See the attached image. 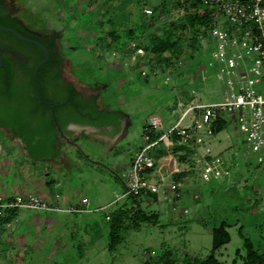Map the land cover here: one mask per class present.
<instances>
[{
	"label": "rangeland",
	"instance_id": "obj_1",
	"mask_svg": "<svg viewBox=\"0 0 264 264\" xmlns=\"http://www.w3.org/2000/svg\"><path fill=\"white\" fill-rule=\"evenodd\" d=\"M162 5L166 12L159 14L160 27L178 20L175 0H15L16 16H22L32 29L55 37L54 45L64 60L66 75L73 78L68 72V68L73 70L71 61L76 73L90 75L88 83H83L87 87L81 85V91L93 97L102 93L99 107L116 109L119 125H106L92 133L75 130L69 138L78 147L66 143L61 146L64 152L59 154L60 161L49 160L54 169L63 168L57 171L41 161L29 160L19 140L0 131V198L7 199L3 193L37 195L63 207L69 206L67 200L76 206L86 199L91 210L85 214L21 210L23 219L11 224L17 232L8 234L4 241L6 246L16 248L5 252L0 246V264H164L165 255L176 264H186V260H205L211 254L212 230L223 221L231 225V242L217 254L221 264H247L248 252L240 227L255 248L264 252V162L259 163V155L248 148L238 115L228 118L226 129L211 140L215 154L228 163L239 164L232 169L235 184L231 192L232 186L195 178L186 183L179 200L165 192H161L159 201L122 199L131 162L146 146V122L158 116L169 128L181 117L180 103L197 99L209 104L224 97V84L209 68L211 54L216 50L213 39L204 45L208 54L204 52L199 57L194 52L193 57L199 60L186 62L188 74L169 83L164 76L155 79L140 75L139 68H150L145 57L137 58L138 66L131 65L134 54H129L128 47L138 43L145 48L150 39H130L128 32H137L141 18L148 17L145 9H161ZM97 20L112 21L105 28L115 30L116 40L110 48L101 49L109 39L98 42L97 48L90 41ZM117 44H124L125 48L113 56ZM98 55H102L101 60ZM120 65L122 73L116 69ZM157 65L161 73L165 71L162 63ZM127 124V136L114 146ZM103 140H108V144ZM175 148L174 140L168 139L152 150L155 172L166 175L172 170V161L177 157ZM34 151L44 152L37 146ZM146 177L151 178L149 173ZM55 195L59 202H53ZM138 204L155 218L134 223L126 219L121 243L110 250L106 215L120 208L130 214ZM46 222L51 229L44 228Z\"/></svg>",
	"mask_w": 264,
	"mask_h": 264
},
{
	"label": "built area",
	"instance_id": "obj_2",
	"mask_svg": "<svg viewBox=\"0 0 264 264\" xmlns=\"http://www.w3.org/2000/svg\"><path fill=\"white\" fill-rule=\"evenodd\" d=\"M190 0H175L178 18L186 13ZM196 1V0H194ZM203 11L210 16V23L201 26L198 35L204 45L210 40L216 43L212 52L213 61L209 68L225 86L223 100L204 104L197 99L189 104L180 103V119L166 128L158 117H151L144 127L146 146L132 160L125 176L126 194L122 197L160 200L161 192L170 193L174 200L182 198L187 176L204 182L216 180L221 185L233 186V168L238 163H228L221 155L215 154L211 140L218 134L216 126L223 120L238 115L240 130L246 136L248 148L259 155V163L264 162V0H197ZM145 15L152 16V9H145ZM132 66H138L137 58L146 56L145 49L138 43L128 47ZM119 51H114L113 56ZM204 52L208 54L207 50ZM183 59L169 66L164 72L155 67L149 71L139 68L144 78L164 76L165 82L176 80L174 69L183 65ZM176 136L178 144L184 146L187 160L172 161V170L166 175L155 172L156 161L152 150L168 139ZM185 154V153H183ZM185 165L180 168L179 165ZM150 174L151 178L146 175ZM155 179V180H154ZM12 209L40 211L44 213L85 214L90 213V203L83 199L74 206L63 207L50 204L37 195H16L10 199L0 198V220ZM187 211H185L186 213ZM110 217H107L109 220Z\"/></svg>",
	"mask_w": 264,
	"mask_h": 264
},
{
	"label": "flooded vegetation",
	"instance_id": "obj_3",
	"mask_svg": "<svg viewBox=\"0 0 264 264\" xmlns=\"http://www.w3.org/2000/svg\"><path fill=\"white\" fill-rule=\"evenodd\" d=\"M15 11V0H0V26L17 33L0 28V120H8L24 133L30 134L31 140L38 142L44 152H49L52 148L45 143L50 140L55 143L62 141L51 109L42 104L37 94L34 73L45 57L44 51L34 43L37 42L45 46L49 57L38 71L37 84L46 102L62 104L56 108V115L65 134L71 127H104L93 123L99 118L94 106L103 103V94H99V97L95 95L97 99L92 101L94 95L83 93L81 85H85L78 81L71 68H68V72L73 78L66 75L64 60L54 45L55 37L32 29L22 16H16ZM50 51L55 53L51 54ZM112 113L118 111L114 109ZM52 125L55 126L54 130ZM0 130H5L9 133L8 136L22 141L9 127L0 124Z\"/></svg>",
	"mask_w": 264,
	"mask_h": 264
},
{
	"label": "trees",
	"instance_id": "obj_4",
	"mask_svg": "<svg viewBox=\"0 0 264 264\" xmlns=\"http://www.w3.org/2000/svg\"><path fill=\"white\" fill-rule=\"evenodd\" d=\"M179 7L178 3L176 2V9ZM88 12V10H85V14ZM166 12L165 5H162V8H156L153 10V15L148 17H142L141 18V25L137 28V32H128V38L133 39H141L142 37H149L150 44L149 46L145 47L146 56L145 59L148 63H150V67L158 68L157 64L162 63L163 66L168 68L169 66H173L177 63L178 60L184 59V63L182 66L177 67L174 69V77L175 79H179L181 77H184L188 74L187 71V64L193 63L196 60H199L198 58L201 57L204 54V44L199 41V33L201 31L202 25H207L210 23V16L206 11H203L202 5L196 0H190L189 5L186 8V13L183 17L178 18L177 21L170 23L168 26H162L160 27L158 25V19L160 17V13ZM83 13V14H84ZM112 21H104V20H97L95 23V31H92V36L94 35V38H90V41L96 48L97 43L101 41L110 40L107 44H102L103 47H101L102 50L106 48H110L113 42H115V30L112 31H105L106 26L111 24ZM85 27L88 26V24H84ZM125 46L124 44H117L115 49L117 51L124 50ZM76 48H72V50H75ZM197 52L199 54V57L194 58L193 53ZM51 54L55 53L53 51H50ZM130 54V52H129ZM184 55V57H183ZM186 56V57H185ZM102 55H98L97 59L101 60ZM96 59V60H97ZM73 65V71L75 75L78 77V81L81 83H88V76L87 75H79L78 71L76 73L75 65L71 61ZM165 68V69H166ZM119 72L122 73L123 66L120 65V67L117 66ZM196 72V71H195ZM197 74V73H196ZM82 76V77H81ZM97 97L92 98V101L96 100ZM112 106L111 104H109ZM113 107V106H112ZM94 110L97 112L99 118L94 120V124L98 126H105V125H119V118L118 113H112L111 112H105L103 109H101L98 105L94 106ZM0 124L3 127H9V129L12 130L13 134L19 138L22 139L24 143H26L32 150L33 154L32 156L37 159L41 156L42 153H36L34 151V147H39L38 142H35L31 140L30 134L24 133L18 126L14 125L12 122H9L8 120L1 119ZM228 121H221L215 128V133L219 134L222 131H224L227 127ZM52 129H55V126L52 125ZM178 138L176 136L173 137L175 145H177V148H175V153L178 155V160L180 162H185L187 160V150L184 146H181L178 144ZM47 146L51 148L53 144H55L54 140H50V142L45 143ZM45 145V146H46ZM185 153V154H183ZM51 182H48V185H51ZM234 186L231 187L229 192L233 190ZM13 197V196H12ZM12 197H8L7 199H10ZM154 201H157L156 196H152ZM6 199V201H7ZM135 201H138L139 198H133ZM258 202L255 203L257 205ZM252 208L251 206H248ZM255 207V206H253ZM130 209V208H129ZM236 211H239V207H235ZM21 210L18 209H12L7 212L6 216L0 220V233H5L4 227L10 226L12 223L18 224L20 223V212ZM130 214L126 208H120L114 212H112L110 215H106V219L109 216L110 219L107 220L109 223V249L115 250L117 246L121 243L122 240V232L125 228V221L126 219L132 220V222L140 221V220H152V218H155L153 216H148L144 210L139 206L137 208H134L130 210ZM231 225L227 221L221 222V224L214 228L212 230V237H213V248L211 251V254L205 259V260H196L194 262L186 260V264H221L219 259L217 258L218 252L228 245L231 242V235L228 232V228ZM17 232V231H16ZM240 236L244 240L245 248L247 249V255H246V263L247 264H264V252H259L254 244L249 240L244 234H243V227H240L239 229ZM6 239L3 237V235L0 234V246L3 250H7L13 245L6 246L4 241ZM4 243V244H3ZM163 259V258H162ZM165 261L164 264H176L174 259L172 257L166 256L164 257Z\"/></svg>",
	"mask_w": 264,
	"mask_h": 264
},
{
	"label": "crops",
	"instance_id": "obj_5",
	"mask_svg": "<svg viewBox=\"0 0 264 264\" xmlns=\"http://www.w3.org/2000/svg\"><path fill=\"white\" fill-rule=\"evenodd\" d=\"M117 126V125H116ZM75 130H77V131H81V132H95V131H97V130H95L94 128H89L88 130L87 129H81V128H79V127H71V128H69L67 131H66V135H68L69 137L73 134V132L75 131ZM0 131H3V130H0ZM4 134H6L7 135V137H9L8 136V132L7 131H5L4 130V132H3ZM114 138H111L110 140H113ZM20 141V140H19ZM104 141V143H106V144H108L107 142H108V140H103ZM20 143L25 147V149H26V154H24L29 160H31V161H41V162H43V163H45V164H47L49 167H51V169H53V170H61V169H63V168H59V169H54L52 166H51V163L49 162V160H52V161H60L59 160V154L63 151L64 152V150L61 148V146L62 145H65L66 143H62V141H58L57 143H55V144H53L52 145V148H51V150L49 151V152H41L42 154H41V156L40 157H38L37 159H35L33 156H32V154H33V150L26 144V143H24L23 141H20ZM20 148H21V146H20ZM22 150V149H21ZM22 152V151H21ZM45 153V154H44ZM174 156L176 157V158H174V159H177L178 158V155L175 153L174 154ZM92 164H98V163H96V162H91ZM181 163H184V162H181ZM65 169V168H64ZM187 182L188 181H190V180H193L192 178H190V177H188L187 176ZM4 195H6L5 197H12V196H16V195H11V194H6V193H3ZM17 195H19V194H17ZM56 196V198H52L53 199V202L54 201H57V202H59V198H57V195H55ZM3 198V197H2ZM147 201H154V199H147ZM80 202H81V200H80ZM79 202V203H80ZM52 203V202H51ZM72 205V204H70L69 203V201L67 200L66 201V205ZM22 215H20V218H22L23 219V217L24 216H22ZM21 221V220H20ZM49 222H46L45 223V226H44V228L45 229H51L52 227L51 226H49V224H48ZM4 230H5V233H0L1 235H3V237L6 239L8 236V234H14L15 235V233H16V230H14L13 229V227H12V225H10L9 227L8 226H5L4 227ZM16 248V247H15ZM14 248V246L13 247H11V248H9V249H7V250H5V252H7L8 250H12V249H15Z\"/></svg>",
	"mask_w": 264,
	"mask_h": 264
},
{
	"label": "water",
	"instance_id": "obj_6",
	"mask_svg": "<svg viewBox=\"0 0 264 264\" xmlns=\"http://www.w3.org/2000/svg\"><path fill=\"white\" fill-rule=\"evenodd\" d=\"M0 28L1 29H4V30H8V31L13 32V33H16L13 30L5 29V28H2L1 26H0ZM34 43L37 44L44 51V54H45V57H44L43 61L39 64V66L37 67V69H36V71L34 73V80H35V84H36V90H37L38 97H39V99H40V101L42 102L43 105H45L47 108H50L51 109L53 121H54V124H55V126L57 128V132H58L60 138L61 139H64L66 141V143L71 144V145H73L75 147H78V144L75 143V142H73V141H71V139L69 138V136L65 134V131L62 128L61 123L59 122V119H58V117L56 115V108L62 106V104L61 105L60 104H50V103L46 102L44 100L42 94H41V91H40L39 87H38V84H37V74H38V71L40 70V68H42V66L44 64L47 63L49 57H48V53H47V50H46L45 46H43V45H41V44H39L37 42H34ZM128 131H129V124L126 125V127L124 128L121 136L117 139V141L114 144V146H116L119 142H121L127 136Z\"/></svg>",
	"mask_w": 264,
	"mask_h": 264
}]
</instances>
